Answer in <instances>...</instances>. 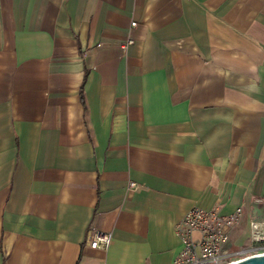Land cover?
Segmentation results:
<instances>
[{
    "label": "crops",
    "instance_id": "crops-1",
    "mask_svg": "<svg viewBox=\"0 0 264 264\" xmlns=\"http://www.w3.org/2000/svg\"><path fill=\"white\" fill-rule=\"evenodd\" d=\"M194 207L264 218V0H0V264H173Z\"/></svg>",
    "mask_w": 264,
    "mask_h": 264
},
{
    "label": "built area",
    "instance_id": "built-area-1",
    "mask_svg": "<svg viewBox=\"0 0 264 264\" xmlns=\"http://www.w3.org/2000/svg\"><path fill=\"white\" fill-rule=\"evenodd\" d=\"M132 44L131 38L121 43L122 53ZM128 188L136 190L138 187L131 182ZM242 216L241 207L228 215H220L217 208L190 209L175 226L182 247L173 264H234L250 257L264 255V218L249 221L247 242L230 248L232 232ZM110 239V233L90 229L86 234L85 243L91 249L105 250L110 244Z\"/></svg>",
    "mask_w": 264,
    "mask_h": 264
},
{
    "label": "water",
    "instance_id": "water-1",
    "mask_svg": "<svg viewBox=\"0 0 264 264\" xmlns=\"http://www.w3.org/2000/svg\"><path fill=\"white\" fill-rule=\"evenodd\" d=\"M234 264H264V255L250 257L248 259H245L241 262L234 263Z\"/></svg>",
    "mask_w": 264,
    "mask_h": 264
},
{
    "label": "rangeland",
    "instance_id": "rangeland-1",
    "mask_svg": "<svg viewBox=\"0 0 264 264\" xmlns=\"http://www.w3.org/2000/svg\"><path fill=\"white\" fill-rule=\"evenodd\" d=\"M244 237H245V236H244ZM244 237H243V238H244ZM237 246H240V245H237Z\"/></svg>",
    "mask_w": 264,
    "mask_h": 264
}]
</instances>
